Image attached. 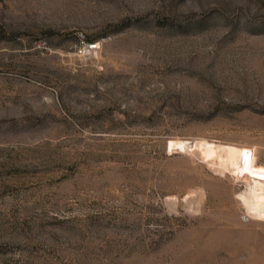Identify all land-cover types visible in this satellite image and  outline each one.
<instances>
[{"label": "rangeland", "instance_id": "rangeland-1", "mask_svg": "<svg viewBox=\"0 0 264 264\" xmlns=\"http://www.w3.org/2000/svg\"><path fill=\"white\" fill-rule=\"evenodd\" d=\"M205 142L264 165V0H0V264H264Z\"/></svg>", "mask_w": 264, "mask_h": 264}, {"label": "bare ground", "instance_id": "bare-ground-1", "mask_svg": "<svg viewBox=\"0 0 264 264\" xmlns=\"http://www.w3.org/2000/svg\"><path fill=\"white\" fill-rule=\"evenodd\" d=\"M172 144L181 149L185 146L184 141H173ZM203 152L205 155L220 158L224 163L236 165V168L243 175L247 174L252 177L253 182L249 186V192L253 198V203L256 205V208L253 207V209L264 208V165L255 163V155L251 148L245 146L238 147L231 144L216 145L213 142H205Z\"/></svg>", "mask_w": 264, "mask_h": 264}]
</instances>
